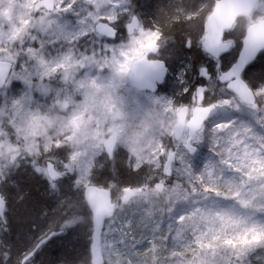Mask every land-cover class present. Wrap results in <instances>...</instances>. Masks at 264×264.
<instances>
[{
    "label": "snow or ice",
    "instance_id": "snow-or-ice-1",
    "mask_svg": "<svg viewBox=\"0 0 264 264\" xmlns=\"http://www.w3.org/2000/svg\"><path fill=\"white\" fill-rule=\"evenodd\" d=\"M177 7L197 30L184 44L208 58L198 68L206 85L192 82L188 65L176 77L173 96L187 93V105L158 94L174 44L133 0H0V264H38L82 219L91 264H148L138 245L151 264H251L264 250V74L246 71L264 54V0ZM201 148L211 154L197 161ZM124 149L141 179L127 186L112 175L98 187L97 166L115 169ZM22 164L57 203L20 247L7 236L24 199L13 179ZM156 197L163 207L153 208ZM114 231L120 247L108 241ZM165 241L170 258L158 261Z\"/></svg>",
    "mask_w": 264,
    "mask_h": 264
},
{
    "label": "trees",
    "instance_id": "trees-1",
    "mask_svg": "<svg viewBox=\"0 0 264 264\" xmlns=\"http://www.w3.org/2000/svg\"><path fill=\"white\" fill-rule=\"evenodd\" d=\"M197 2L198 0H133L135 10L143 16L145 22L160 26L165 34H169L168 42L174 44V49L165 54L170 73L158 94L173 98L185 105L190 103L191 97L187 93L173 96L179 90L180 85L171 73L174 74L180 65H190L192 82L197 86L201 81L205 84V79L198 75V68L208 58L202 47L188 48L184 44L186 30L191 31L193 36L196 35L197 30L190 27L189 22L183 19V9L177 6H191ZM226 57L228 61H231L234 57L238 58V52L232 50ZM247 72L249 79L253 80L264 74V54L259 56L257 61L247 69ZM167 142L166 139L165 143ZM200 154V157L197 156V161L211 153L207 148H201ZM127 155L126 149L121 150V155L116 160L115 169L108 165L97 166V180L95 182L98 187L111 185L113 181L109 179V176L112 175H117L123 185L136 186L141 176L135 169L129 168L125 160ZM143 171H148L147 166H144ZM13 179L20 185L24 199L14 201L13 222L7 239L11 244L22 247L36 232V225L32 221L37 216L43 220L44 213H53L57 201L55 196L48 194L47 181L38 174H33L31 165L23 164L17 168L13 173ZM68 184L69 181L65 180L62 192L68 191ZM10 191L14 193L15 189H10ZM75 191L76 188L73 187L72 192ZM161 207L163 204L160 199L154 200L153 208ZM158 217L159 213L157 212L153 219ZM165 226H161L162 230L165 229ZM2 240L3 237H0V242ZM163 246L169 247L168 242ZM141 249L144 248L141 247ZM38 264H91V233L87 221L82 219L79 223L68 228L62 236L54 237L52 241H49Z\"/></svg>",
    "mask_w": 264,
    "mask_h": 264
},
{
    "label": "rangeland",
    "instance_id": "rangeland-1",
    "mask_svg": "<svg viewBox=\"0 0 264 264\" xmlns=\"http://www.w3.org/2000/svg\"><path fill=\"white\" fill-rule=\"evenodd\" d=\"M185 66H186V64L185 65L184 64L180 65L178 68H176V72L174 74L171 73L174 76L175 79H176L177 75L179 74V72L182 69H184ZM188 66L190 67V65H188ZM14 84H15L17 90L23 88L22 82L16 81V82H14ZM159 95L163 96L162 94H159ZM33 99L38 101L40 104H45L46 102L50 103V101H47L45 97H41L39 93H35ZM200 150H199V155H198L199 157L201 156ZM28 165H30V164H28ZM154 200H159V197L154 198ZM134 207L135 206H133V208ZM118 227H119V220H117L116 224L114 225V228H118ZM103 231L105 233H108V229L107 228H105ZM142 231H144V229L141 227L138 230V232H142ZM163 232H164L165 235L168 234L166 226H165V229L163 230ZM134 235L136 236V239H140V235L138 233H134ZM113 236L118 237L119 233L114 231V232L108 234L109 243L115 245V241L112 239ZM165 243H167V241H165L164 244ZM115 246L120 247V245H115ZM141 247H142L141 245H138V248H141ZM168 250H169V247H167V246H158V248H157V260L158 261H163L166 258H170L168 256ZM142 252L144 253V255L139 256L138 259L143 261L147 257L148 258V264H151V259H150L151 254L149 253L148 248L142 249ZM256 253H259L260 255H257ZM256 253H254L253 256L251 257V264H264V250L257 249ZM104 259H105V261H107V259H108V252L107 251L104 253ZM112 259L115 260L116 257L112 256Z\"/></svg>",
    "mask_w": 264,
    "mask_h": 264
},
{
    "label": "water",
    "instance_id": "water-1",
    "mask_svg": "<svg viewBox=\"0 0 264 264\" xmlns=\"http://www.w3.org/2000/svg\"><path fill=\"white\" fill-rule=\"evenodd\" d=\"M230 52H231V51H230ZM230 52H229V53H230ZM229 53H224L223 55L226 56V55L229 54ZM258 58H259V56H258ZM258 58H257V59H258ZM257 59H256L251 65H253V64L257 61ZM251 65H249V67H250ZM249 67H248V68H249ZM246 71H247V69H246ZM166 79H167V77H166ZM165 81H166V80H165ZM164 83H165V82H164ZM164 83H162V84L158 87L157 91L159 90V88H160Z\"/></svg>",
    "mask_w": 264,
    "mask_h": 264
},
{
    "label": "flooded vegetation",
    "instance_id": "flooded-vegetation-1",
    "mask_svg": "<svg viewBox=\"0 0 264 264\" xmlns=\"http://www.w3.org/2000/svg\"><path fill=\"white\" fill-rule=\"evenodd\" d=\"M227 55H228V54H227ZM227 55H226V56H227ZM167 66H168V65H167ZM169 73H170V71H169ZM168 76H169V74H168ZM168 76H167V78H168ZM204 79H205V78H204ZM166 81H167V79H166ZM166 81H165V83H166ZM205 82H206V83H205V85H206V84H207V80H206V79H205ZM165 83H164L161 87H163V86L165 85ZM198 86H199V85H198ZM161 87L159 88V90L161 89ZM159 90H158L157 92H159Z\"/></svg>",
    "mask_w": 264,
    "mask_h": 264
}]
</instances>
